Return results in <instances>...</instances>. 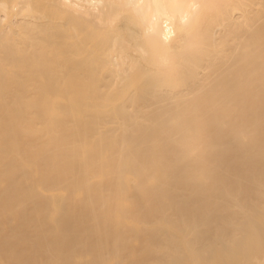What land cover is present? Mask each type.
<instances>
[{
  "label": "bare ground",
  "instance_id": "bare-ground-1",
  "mask_svg": "<svg viewBox=\"0 0 264 264\" xmlns=\"http://www.w3.org/2000/svg\"><path fill=\"white\" fill-rule=\"evenodd\" d=\"M0 264H264V0H0Z\"/></svg>",
  "mask_w": 264,
  "mask_h": 264
}]
</instances>
